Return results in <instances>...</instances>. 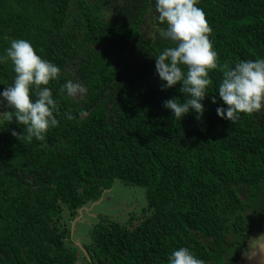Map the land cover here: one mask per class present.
<instances>
[{
	"label": "trees",
	"instance_id": "trees-1",
	"mask_svg": "<svg viewBox=\"0 0 264 264\" xmlns=\"http://www.w3.org/2000/svg\"><path fill=\"white\" fill-rule=\"evenodd\" d=\"M110 1L115 21L104 17L105 0H0V56L24 39L60 69L41 86L60 112L48 147L17 140L11 131L24 126L0 122V264H78L65 219L116 181L142 189L145 206L125 222L92 224L82 264H168L180 247L205 264H237L264 230V106L234 123L221 119L216 110L227 106L217 68L209 70L202 118L194 110L174 118L164 101L185 98L180 84L161 90L155 57L174 45L159 36L165 25L155 0ZM197 7L218 65L264 59V0H198ZM150 21L155 37L144 30ZM14 77L12 62L0 63V92ZM68 80L83 86L80 96L61 91ZM69 110L75 119L65 117Z\"/></svg>",
	"mask_w": 264,
	"mask_h": 264
},
{
	"label": "clouds",
	"instance_id": "clouds-1",
	"mask_svg": "<svg viewBox=\"0 0 264 264\" xmlns=\"http://www.w3.org/2000/svg\"><path fill=\"white\" fill-rule=\"evenodd\" d=\"M198 0H155L156 20L165 27L159 28V36L174 46L165 47L155 57V68L162 84L161 90L182 85L179 91L183 102L176 97L164 101L163 107L179 119L194 110L196 119L204 113L206 90L213 84L209 70L219 68L222 79L218 95L227 107H218L217 115L234 123L239 113L258 111L264 106V59L239 61L234 65L224 62L218 65V54L209 38L212 29ZM12 62L15 73L13 84L0 92V122L23 125V131H11L19 141L31 143L33 139L48 147L46 133L58 126L60 115L52 91L46 86L57 79L60 69L37 55L31 43L24 39L12 40L0 63ZM183 66V68L181 67ZM186 69V70H185ZM35 86V100L32 88ZM69 96L84 91L79 83L68 80L61 88ZM212 103H217L215 96ZM75 119L71 110L64 114ZM168 264H205L186 247L174 250L168 256Z\"/></svg>",
	"mask_w": 264,
	"mask_h": 264
},
{
	"label": "rangeland",
	"instance_id": "rangeland-1",
	"mask_svg": "<svg viewBox=\"0 0 264 264\" xmlns=\"http://www.w3.org/2000/svg\"><path fill=\"white\" fill-rule=\"evenodd\" d=\"M103 14L106 20L115 21L120 15L115 12L110 0H105ZM157 26L150 21L146 23L144 30L149 36H156ZM82 93V92H81ZM78 93L75 96H80ZM208 137H212L211 141L217 136V127L213 126L208 129ZM145 206L144 191L140 188L125 186L116 181L113 187L103 192L101 198L95 203H88L78 210L75 218H66L65 222L70 226L72 242L68 243L78 251L80 258L78 264H82V258L85 252L81 249L82 243L88 235L89 227L97 222L100 217H109L119 222H125L131 214L141 215L142 208ZM264 246V230L256 234L249 241L247 248L237 264H245L249 257ZM263 251L261 252L262 255Z\"/></svg>",
	"mask_w": 264,
	"mask_h": 264
},
{
	"label": "bare ground",
	"instance_id": "bare-ground-1",
	"mask_svg": "<svg viewBox=\"0 0 264 264\" xmlns=\"http://www.w3.org/2000/svg\"><path fill=\"white\" fill-rule=\"evenodd\" d=\"M264 251V246H262L258 251L253 253L251 257L245 262V264H264V256H261V252Z\"/></svg>",
	"mask_w": 264,
	"mask_h": 264
},
{
	"label": "crops",
	"instance_id": "crops-1",
	"mask_svg": "<svg viewBox=\"0 0 264 264\" xmlns=\"http://www.w3.org/2000/svg\"><path fill=\"white\" fill-rule=\"evenodd\" d=\"M261 256H264V251H263V253H262V255Z\"/></svg>",
	"mask_w": 264,
	"mask_h": 264
}]
</instances>
